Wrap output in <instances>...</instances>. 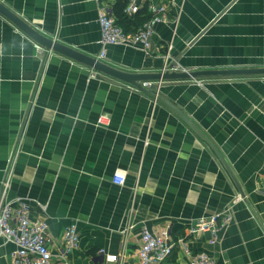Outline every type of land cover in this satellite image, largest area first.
<instances>
[{"label":"crops","instance_id":"1","mask_svg":"<svg viewBox=\"0 0 264 264\" xmlns=\"http://www.w3.org/2000/svg\"><path fill=\"white\" fill-rule=\"evenodd\" d=\"M127 2L0 0L65 49H47L0 13V190L9 176L8 197L30 198V216L47 223L51 264H63L71 222L79 242L67 264H118L100 248L133 264L143 226L168 229L174 243L152 264H190L184 244L211 264H264V72L165 79L153 105L147 90L125 86L139 78L100 72L69 51L97 59L102 8L133 33L148 5L162 3L149 51L110 45L98 59L108 70H262L264 0H147L132 18ZM229 205L216 242L187 234L191 219ZM14 248L0 238V264H13Z\"/></svg>","mask_w":264,"mask_h":264},{"label":"built area","instance_id":"2","mask_svg":"<svg viewBox=\"0 0 264 264\" xmlns=\"http://www.w3.org/2000/svg\"><path fill=\"white\" fill-rule=\"evenodd\" d=\"M147 0H128L123 12L132 18L137 14L144 2ZM149 17L144 20L133 33H128L117 23L116 18L102 8L98 14V23L100 26V51L97 59L106 57L107 48L113 44L134 45L140 44L146 53L150 48V38L154 33L156 23L165 22L166 4L148 5ZM36 51L41 52V45L35 44ZM169 70L164 68L162 70ZM176 70V68H171ZM97 72L91 70L90 76H96ZM165 79L142 80L139 84L127 83L125 86L134 92L148 90L152 96L153 105L157 103L161 85ZM116 184L125 182V175L116 173L112 177ZM10 186V177L7 176L2 182L0 190V238L12 242L15 246L11 252L13 264H51L53 254L47 240V223L30 216V198L27 196L8 197ZM238 196L234 198L237 200ZM232 220L231 206L229 205L221 212L193 218L188 222L187 234L195 236L198 233H209L210 243L217 240L218 231L229 224ZM133 222L128 221L124 234H127L133 226ZM79 234L76 224L71 222L63 230L61 247L58 258L67 264L68 255L77 247ZM173 241L169 236L168 229H163L159 233H152L147 227L143 226L140 233V244L136 250V259L133 264H152L161 263L172 251ZM183 253L189 257L190 264H211L213 258L206 252H193L187 244L183 245ZM106 261L117 262L120 264L124 253H112L104 248L98 250Z\"/></svg>","mask_w":264,"mask_h":264},{"label":"water","instance_id":"3","mask_svg":"<svg viewBox=\"0 0 264 264\" xmlns=\"http://www.w3.org/2000/svg\"><path fill=\"white\" fill-rule=\"evenodd\" d=\"M0 13L7 17L10 21H12L16 26H18L21 30L26 32L28 35L36 39L38 42L46 46L47 49H63L58 42H55L49 37H46L39 33L38 31L34 30L31 26H29L24 20H22L17 14L9 10L3 4L0 3ZM65 50V49H63ZM72 52L73 57L78 60H83L88 65L92 66L93 68L97 69L100 72H104L108 75L130 80L133 77L139 78L138 80L134 81L133 84H139V80H156V79H171V78H190V77H197V76H215V75H228V74H244V73H257V72H264V69H242V70H198V71H177V70H165L163 72H156L151 74H135V73H128V72H115L112 70H108L105 66H108L104 62L96 59L95 57L90 56H81L74 52L73 50H69ZM76 53V54H75ZM109 67V66H108ZM147 90V89H146ZM148 91V90H147ZM149 92V91H148ZM150 93V92H149Z\"/></svg>","mask_w":264,"mask_h":264},{"label":"trees","instance_id":"4","mask_svg":"<svg viewBox=\"0 0 264 264\" xmlns=\"http://www.w3.org/2000/svg\"><path fill=\"white\" fill-rule=\"evenodd\" d=\"M124 5H125V3H124ZM124 5H123V6H124ZM122 10H123V8H122ZM142 22H143V20H142Z\"/></svg>","mask_w":264,"mask_h":264}]
</instances>
